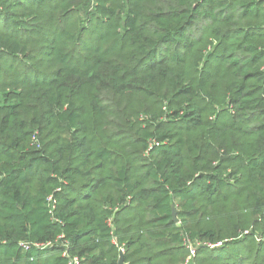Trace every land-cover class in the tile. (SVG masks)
I'll use <instances>...</instances> for the list:
<instances>
[{
  "label": "trees",
  "instance_id": "1",
  "mask_svg": "<svg viewBox=\"0 0 264 264\" xmlns=\"http://www.w3.org/2000/svg\"><path fill=\"white\" fill-rule=\"evenodd\" d=\"M59 236L264 264V0H0V264H68L24 246Z\"/></svg>",
  "mask_w": 264,
  "mask_h": 264
},
{
  "label": "built area",
  "instance_id": "2",
  "mask_svg": "<svg viewBox=\"0 0 264 264\" xmlns=\"http://www.w3.org/2000/svg\"><path fill=\"white\" fill-rule=\"evenodd\" d=\"M49 201H50L52 208H55L56 201L54 200L52 196L49 197ZM114 241L118 245L116 239H114ZM186 242L188 244L187 247L190 249V252H191V256H190L191 258L196 253V247L193 246V244L191 243L189 239H187ZM56 244H61V246L63 247L62 255L68 260V264H80L81 258L78 255H74L70 252V243L69 241L64 240L63 236H59L55 241H48V242L34 243V244H30L27 242V243H24V246L26 249H29L30 247L33 246L36 249L44 250ZM119 250L123 254L125 252L124 245H119Z\"/></svg>",
  "mask_w": 264,
  "mask_h": 264
},
{
  "label": "water",
  "instance_id": "3",
  "mask_svg": "<svg viewBox=\"0 0 264 264\" xmlns=\"http://www.w3.org/2000/svg\"><path fill=\"white\" fill-rule=\"evenodd\" d=\"M176 214H177L176 213V209L173 208V220L174 221H177V215ZM119 264H125V262H124V255L123 254H121V257H120V260H119Z\"/></svg>",
  "mask_w": 264,
  "mask_h": 264
}]
</instances>
